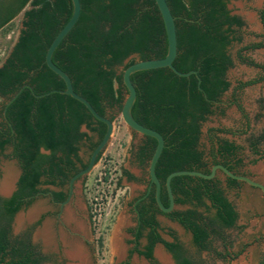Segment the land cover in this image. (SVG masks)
<instances>
[{
    "label": "trees",
    "instance_id": "1",
    "mask_svg": "<svg viewBox=\"0 0 264 264\" xmlns=\"http://www.w3.org/2000/svg\"><path fill=\"white\" fill-rule=\"evenodd\" d=\"M166 1L176 26L177 54L173 66L182 72L196 70V73L179 76L168 67H160L139 70L130 76L136 89L132 116L164 138L155 172L164 190L160 199L165 206L169 203L165 178L172 171L189 169L209 173L212 165L220 163L239 173L241 147L219 134L244 133L248 126L247 114L235 101L246 128L210 127L206 132L208 148L200 143L201 123L214 113V101L219 102L230 86L226 71L233 65V59L228 48L234 41H241L244 22L228 9L230 0ZM10 2L13 9L0 21V28L23 12L17 40L0 65V97L4 100L0 106V155L9 148V156L17 160L20 174L13 193L9 197L0 195V264H42L46 257L31 243L30 231L12 235V219L25 207V197L38 190L41 176L48 177L46 183H52L57 174L66 178L84 168L106 125L95 119L81 102L60 92L65 88L63 80L44 61L48 45L71 16V0ZM80 4L79 17L53 51L52 61L70 76L74 90L106 116L107 109H121L126 94L122 70L136 60L165 56L164 23L155 0H80ZM259 19L264 32V1ZM258 48H264V33L263 39L250 42L236 52L240 63L262 72L238 82V89L264 81V64L246 54ZM21 87L4 116L5 101ZM142 137L144 141L136 157L141 164H148L156 140L148 135ZM261 142H264V129L249 140L252 152L263 156L258 150ZM82 148L89 152L86 159L79 154ZM123 174L136 180L125 170ZM240 182L225 176L227 188H235ZM170 184L175 208L162 212L153 187L147 194L153 212L164 214L189 232L198 251L222 260L235 258L237 253L227 251L225 243V251L212 245L214 239L225 242L223 230L233 227L237 220L234 205L225 195L217 174L210 179L177 175ZM138 208L142 221L135 237L136 240L145 237L147 243L136 246L130 253L143 256L151 264H160L153 256V248L161 243L175 264H204L187 253L173 229L166 230L171 240L161 235L163 228L154 213L147 215L151 207ZM256 264H264V258Z\"/></svg>",
    "mask_w": 264,
    "mask_h": 264
},
{
    "label": "rangeland",
    "instance_id": "2",
    "mask_svg": "<svg viewBox=\"0 0 264 264\" xmlns=\"http://www.w3.org/2000/svg\"><path fill=\"white\" fill-rule=\"evenodd\" d=\"M264 0H230L227 4L232 14H236L244 22L241 28V41H234L228 48L233 59V65L226 71L229 88L222 94L220 101L214 106V113L208 115L201 123L200 143L209 146L207 129L210 127H223L232 130L245 129V120L238 110L239 102L247 114L248 126L246 132L235 134H219L233 140L241 149L239 156L242 165L237 171L264 185V155L254 154L249 147V140L264 129V81L238 89L240 81H246L259 76V68L240 63L236 59V52L244 45L263 39V28L259 19V10ZM22 12H19L3 29L0 30V63L6 55L21 28ZM10 37V38H9ZM252 59L264 64V48L246 51ZM121 67L117 68V72ZM126 95V94H125ZM0 97V106L3 103ZM106 116H113V131L103 152L84 177L75 184V224L79 231H84L89 245L84 247V264H149L143 256L133 253L127 258V251L132 246V237L128 228L133 227L134 215L130 204L135 196L141 193L148 181V164L138 165L134 159L136 148L141 143L142 135L131 132L123 121L120 110L107 109ZM83 129V128H82ZM259 153H264V142L258 144ZM10 149L0 155V193L5 194L14 188L20 168L16 159L9 156ZM85 159V148L80 151ZM125 169L131 172L136 181H128L121 175ZM217 177L225 191V195L232 202L237 212V220L233 227L223 230L225 242L214 239L212 245L220 251L231 254L237 253L233 259H219L206 251H198L192 244L191 235L178 223L161 215L158 220L163 228L162 236L171 240L166 230L173 229L183 244L187 253L204 262V264H256L264 258V194L258 187L241 181L235 188H227L225 176L218 173ZM43 199H36L27 209L22 208L13 217L11 222L12 235H18L30 229V240L35 248L46 257L42 264H77L80 261L71 259L66 255L65 243L62 240L64 232L61 225L58 231L49 227L52 240L46 237V220L42 225H36L40 209H43ZM181 209L183 207L176 206ZM36 213V215H35ZM68 220H70L68 218ZM83 226V227H82ZM85 228V229H83ZM121 237L122 250L116 248L113 239L116 233ZM67 236V235H66ZM74 240L80 242L78 237ZM81 243V242H80ZM145 243L144 237L140 239L141 246ZM114 247V248H113ZM158 249L167 256L170 263H166L158 255ZM153 256L161 264H175L163 246L156 244Z\"/></svg>",
    "mask_w": 264,
    "mask_h": 264
},
{
    "label": "water",
    "instance_id": "3",
    "mask_svg": "<svg viewBox=\"0 0 264 264\" xmlns=\"http://www.w3.org/2000/svg\"><path fill=\"white\" fill-rule=\"evenodd\" d=\"M71 3H72L71 16L69 17L68 21L62 26V28L56 33V35L54 36V38L48 45L46 52H45L44 61L47 67L51 69L55 74H57L63 80L65 84V88L63 90H60V92L70 95L74 99L81 102L95 119L105 123L106 130L101 140L97 143V145L91 151L86 166L80 169L79 171H77L71 177L70 194L72 193L74 181L77 178L83 177L87 173H89L90 170L93 168V166L96 164L97 156L105 148L106 144L108 143L110 139L112 131H113V120H111L108 116H104L98 113L85 97L77 93L73 88L72 80L70 76L52 61L53 51L56 49L60 41L66 36V34L74 26L80 14V9H81L80 0H71ZM155 3L158 7V10L160 12V15L164 23L166 40H167V52L165 56L161 58H149V59L136 60L133 63L127 65L122 70V82L126 89V95L122 102V106L120 109V115L131 132H136L141 135H148V136L153 137L156 140L154 151L148 163V175H149L150 184H154L155 186V200L157 202L158 207L160 208L162 212H169L175 208L174 197H173V193L171 190L170 182H171L172 177L177 176V175H192V176H199L205 179H210L220 172L226 177H230V178H233L239 181H244L251 186L258 187L262 190L264 194V185L262 183L250 178L247 175L235 173L229 170L223 164L217 163L211 166L209 173H204L199 170H189V169L175 170V171L170 172L165 178V186L168 192L169 204L165 206L162 203L160 199L161 184L156 175L155 167H156V162L164 146V138L158 131L150 127L144 126L143 124L135 120L134 117L132 116L131 108L136 98V89H135V86L130 76L132 73L139 71V70H146V69H153V68H160V67H168L171 71H173L175 74L179 76H188L192 73L195 74L196 70H189L186 72H182L173 66V60L177 54V37H176L175 18L166 0H155ZM24 86L31 88V86L27 84ZM22 88L23 87L19 88L13 95H11L5 101V104L2 110V114L4 116L6 112V107L19 94ZM51 91H56V89H53ZM47 93L48 92L40 94V95L35 94V96H41ZM214 103L216 104L218 103V101H214ZM13 190L14 188L5 194L0 193V195L4 197H9ZM65 202L66 201L62 202V204H64ZM158 244L163 246L161 243H158ZM169 255L174 261L172 255L170 253Z\"/></svg>",
    "mask_w": 264,
    "mask_h": 264
},
{
    "label": "flooded vegetation",
    "instance_id": "4",
    "mask_svg": "<svg viewBox=\"0 0 264 264\" xmlns=\"http://www.w3.org/2000/svg\"><path fill=\"white\" fill-rule=\"evenodd\" d=\"M12 9H13V5L11 4L10 0H0V21L3 20L9 14V12ZM8 23L9 22L5 23L0 28V30L3 29ZM16 40H17V37L13 41V43H12L11 47L9 48L8 52L6 53V55L2 58L0 65L2 64L4 59L8 56V54L12 50ZM143 141L144 140L142 137L141 143L138 145V147L136 148V151L134 153V159L136 160L138 165H141V163L137 159L136 153L139 150V147L143 144ZM86 153L88 156L89 152H87V150H86ZM80 156H81V154H80ZM87 156H86V158H87ZM124 170L125 169L122 170L121 175L126 177V179L128 181H133L132 179L128 178V175L123 174ZM125 171H127V170H125ZM76 172L71 173V175L69 177H66V178L63 177L62 174H57L53 177L52 183H46L45 180L48 177L41 176V178H40L41 183L37 185L38 190L35 193L29 194L25 197L26 205L24 208L27 209L28 207H30L31 204L38 198L43 199V201H44L43 202V204H44L43 209H40L39 211L36 212L37 214L39 213L38 217L36 219V225H41V224L43 225L45 223V220H46V222L50 225V228L52 231L53 230L58 231L59 225H61V227L63 228L62 231L64 232V234H66L68 236V238L70 237L69 239L74 240L75 237H78L80 239L81 244L84 246V245H89V240L86 237V234L84 233V231H79L78 228L76 226H74L75 219L77 217L76 210L74 208L75 207L74 200H75V184L78 180L84 179L85 176L77 178L74 181L72 193L70 194V179ZM127 172L130 173L132 176H134L131 172H129V171H127ZM18 177H19V175H18ZM18 177L16 179V182L18 180ZM134 181H136V180H134ZM153 187H155V186H154V184H150V180L148 177V181L146 183L144 190L141 193H139L137 196H135L134 199L132 200L131 204H130L131 212L134 215L135 224L133 227L128 228V232L131 234V237H132V239L130 241L132 246L127 251V258L131 257V255L133 253H130V251L133 250L136 246L141 247L140 239L136 240V237H135V233L137 232L138 227L140 226V223L142 221L141 215H140V209L138 208V206L142 207L145 205L146 208L151 207L149 210H147V215H151L154 213L153 212V206L150 205V200L147 196V194L152 190ZM15 189H16V183L14 185V190ZM13 191H12V193H13ZM166 191H167V189H166ZM163 193H164V190L162 189V185H161L160 194H163ZM167 194H168V192H167ZM64 201H66V202L64 204H62V202H64ZM168 202H169V198H168ZM36 213H35V215H36ZM69 214L71 217L70 220H68V216H67ZM158 215H161V216L169 219L164 214L154 213V217L158 222H159ZM28 231H30V229H28ZM147 231H148V228H145V232H147ZM160 233L162 235V231ZM144 239H145V243L143 245H145L147 243V239L145 237H144ZM156 244H158V243H156ZM148 262H149V264H151V262L149 260H148Z\"/></svg>",
    "mask_w": 264,
    "mask_h": 264
},
{
    "label": "bare ground",
    "instance_id": "5",
    "mask_svg": "<svg viewBox=\"0 0 264 264\" xmlns=\"http://www.w3.org/2000/svg\"><path fill=\"white\" fill-rule=\"evenodd\" d=\"M69 219H71L70 214L67 215ZM49 227L50 225H46L45 226V234L46 237L49 238L50 240H52V237L50 236V231H49ZM83 227V226H82ZM85 229V228H83ZM70 238V237H69ZM68 236L63 235L62 240L65 243V247L66 248V255H68L71 259H74L76 261H80L77 264H84L85 263V254H84V247H82L81 243L76 241V240H72L69 239ZM113 244H115L116 248H118L119 250L123 249L122 243H121V237L119 235V233L117 232L114 236L113 239ZM114 248V247H113ZM158 255L162 258V260H164L166 263H170L169 260L167 259V256H165L160 249H158Z\"/></svg>",
    "mask_w": 264,
    "mask_h": 264
}]
</instances>
